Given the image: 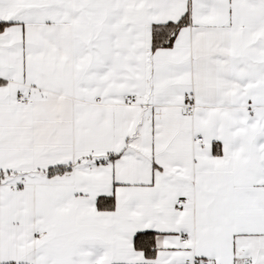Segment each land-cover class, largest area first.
<instances>
[{"label": "snow or ice", "instance_id": "6c2138e0", "mask_svg": "<svg viewBox=\"0 0 264 264\" xmlns=\"http://www.w3.org/2000/svg\"><path fill=\"white\" fill-rule=\"evenodd\" d=\"M0 264H264V0H0Z\"/></svg>", "mask_w": 264, "mask_h": 264}]
</instances>
